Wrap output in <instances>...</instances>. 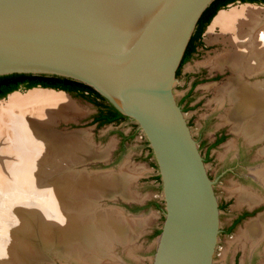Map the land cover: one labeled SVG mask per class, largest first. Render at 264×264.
Returning <instances> with one entry per match:
<instances>
[{
    "label": "water",
    "instance_id": "1",
    "mask_svg": "<svg viewBox=\"0 0 264 264\" xmlns=\"http://www.w3.org/2000/svg\"><path fill=\"white\" fill-rule=\"evenodd\" d=\"M212 2L0 0V75L50 74L86 83L146 137L164 199L151 264H216L222 232L217 179L175 95L177 70ZM36 88L71 94L27 90Z\"/></svg>",
    "mask_w": 264,
    "mask_h": 264
},
{
    "label": "bare ground",
    "instance_id": "2",
    "mask_svg": "<svg viewBox=\"0 0 264 264\" xmlns=\"http://www.w3.org/2000/svg\"><path fill=\"white\" fill-rule=\"evenodd\" d=\"M261 11V8L249 4L231 10L223 9L208 31L212 34L219 28L231 35L229 40L233 48L229 53L219 56L216 65H228L234 77L221 88L218 98L222 104L229 102L225 119L249 143L264 142V80L253 82L244 78L264 71V18ZM41 91H32L25 96L14 94L7 102L0 103V261L1 255H4L3 248L11 241L13 228L19 225L21 228L16 242L20 247L14 254L18 264L41 263L43 252L49 249L65 260L70 256L66 252L78 256L82 253L85 258L81 260L100 264L104 259L100 255L98 243L103 241L102 251L105 254L112 252L115 239L105 234L113 231L114 237L117 238L116 233L121 235L120 238L125 237L127 226L115 216L108 221L99 215L100 219L95 225L91 217L86 222L85 216L91 207L90 199L98 196L102 187L115 186L117 177H108L110 172L103 174L99 171H79L76 172L78 176L71 174L72 165L88 161L83 156L94 159L92 150L84 142V132L64 134L45 130L50 120L51 124L54 122L53 108L58 110L70 106V103L63 92ZM27 109L34 114L32 118L25 117ZM50 150L51 153H48ZM259 152L264 154V147ZM57 156L65 158L58 162ZM74 156L83 159L75 161ZM49 160L51 176H54L51 177V190H40L39 187L45 184L44 181L47 183L48 178H42V175L37 177L36 173L41 168V161ZM253 171L264 185V164ZM243 190L241 188L238 197L240 202L257 201ZM23 210L28 211L23 220L25 222L20 223L17 214ZM105 226L108 231L105 228L99 231ZM246 226L242 232L244 237L259 241L264 239V214ZM87 249L93 253H86ZM20 252L25 253V256Z\"/></svg>",
    "mask_w": 264,
    "mask_h": 264
},
{
    "label": "rangeland",
    "instance_id": "3",
    "mask_svg": "<svg viewBox=\"0 0 264 264\" xmlns=\"http://www.w3.org/2000/svg\"><path fill=\"white\" fill-rule=\"evenodd\" d=\"M247 4L261 8V14L264 18V4L237 2L229 5L225 10H231ZM210 25L211 23L203 35L204 44L199 47L192 59L182 67L175 85V95L179 101L196 78L199 83L192 93L194 106L187 110L183 109L195 138L212 141L218 132H227L224 142L213 148L211 160L206 162L208 172L212 174L213 178L217 179L215 190L219 202L224 201V205H226L225 201L228 202V206L225 209H221V228L226 227L240 211L247 208L252 209V207L257 208L255 209L256 212L237 225L232 233L221 232L215 263L264 264V239L259 241L253 239V237L246 238L242 235L248 223L259 219V216L264 214V187L254 180L245 179L241 181L236 178L238 174H253L252 171L256 167L264 164V154L259 152L260 148L264 147V142L249 143L243 134L235 132L232 129L233 124L225 119L227 108L230 104L228 101L222 104L218 97L221 88L234 77V72L225 64L223 67H218L216 62L219 56L229 53L233 47L229 40L231 36L229 33H223L221 29L216 28L212 34H209ZM244 78L253 82L264 80V71L253 76L246 75ZM41 90L43 89H19L17 92L10 94V96L14 94L25 96L32 91L42 92ZM65 95L69 98L70 106L61 107L58 110L53 108L52 117L54 122L51 124L50 120L45 130L64 134L74 130L79 131L78 133L84 132V142L92 150V154L90 151L88 153L94 157V159L89 160L88 155L83 156L87 157L89 161L72 165L71 174L78 176L76 172L79 173V171L89 173V171L104 170L105 172H110V174H107L108 177H117L115 186L105 187L103 185L104 187L100 189L101 194L99 193L98 196L90 199L92 201L91 207L85 216L86 222L91 217V222L94 225L101 215L103 216L102 218L108 221L112 216H115V218L126 224L124 225L125 227L127 226V235L125 237L122 236L120 238L121 235L119 236V233H116V238L113 236L115 234L113 231L104 233L108 237L111 236L115 239L113 240L115 241V246L112 248V252L105 254L102 251L103 241L98 243L101 247L100 255L104 259V262L100 264H151L156 251L158 238L156 233L161 229L164 221V199L161 181H157L154 178L159 175V172L156 160L148 148L150 146L146 137L130 120L120 124L113 123L98 127L93 122V117L98 111L95 104L72 94ZM10 96L0 98V103L7 102ZM49 109L51 110L52 106ZM25 111V117H33L34 114L32 115L31 111L28 109ZM133 132H135L134 136L131 139L129 138L122 147L123 138L121 133L129 136ZM199 139H197L198 142ZM48 153H51V150ZM74 157L75 161L83 159V157ZM56 158L59 162L60 159L65 157L57 156ZM50 160L41 161L39 164L41 168L37 170V177L42 175V178L43 176L46 179L48 178L47 183L44 181L47 185L40 186L38 184L40 190H51V177L54 176H51ZM233 163L237 164V174L225 172L222 175L220 174L225 169V166ZM86 166L88 169H86ZM128 173H132V175H128ZM80 174H83V172H80ZM57 177L60 178L59 176ZM124 186L128 187L126 189L127 193H125ZM241 188L252 198L255 197L254 199H257V201L255 200V203L251 201L240 202L238 197H240ZM113 194L115 196H111ZM154 202L160 204L162 209L156 208L153 205ZM27 211L18 212V222H25L23 220L26 218ZM20 228L19 225L13 228L11 241L3 248L4 255H1V264H18L14 254L20 247L16 242L19 239L17 234ZM104 228L108 231L106 226L99 228V231ZM89 251L87 249L86 253ZM66 253L70 254V256L65 260V258L60 257L54 251L45 250L43 252L44 258H41L42 262L36 264H89L81 260L85 258L82 253L80 255L83 258L78 256L79 254ZM90 253L93 252L90 251ZM20 254L25 256V253L20 252Z\"/></svg>",
    "mask_w": 264,
    "mask_h": 264
},
{
    "label": "trees",
    "instance_id": "4",
    "mask_svg": "<svg viewBox=\"0 0 264 264\" xmlns=\"http://www.w3.org/2000/svg\"><path fill=\"white\" fill-rule=\"evenodd\" d=\"M241 3H258L263 4L264 0H213V2L202 13L195 31L188 43L185 54L181 61V64L177 70V76L181 73L182 67L185 63L190 61L192 57L197 53L198 48L204 44L203 35L206 28L212 22L214 16L221 10L227 8L230 4ZM45 87L54 88L57 90H65L74 96L88 100L97 106L98 111L93 117V122L97 123L98 127H102L109 124H120L129 118L121 113L115 106H113L103 95H101L92 86L83 83L81 81L50 74H33V73H11L0 75V98H5L9 93L19 89H30L33 87ZM137 127V124L134 123ZM135 132L127 136L122 135V144H124L129 138L134 136ZM223 139H221L222 141ZM150 153L152 150L150 147ZM157 181H161L160 175L154 177ZM156 208L162 209V206L157 202H154ZM236 221V223H238ZM161 233V229L157 231L156 235Z\"/></svg>",
    "mask_w": 264,
    "mask_h": 264
},
{
    "label": "flooded vegetation",
    "instance_id": "5",
    "mask_svg": "<svg viewBox=\"0 0 264 264\" xmlns=\"http://www.w3.org/2000/svg\"><path fill=\"white\" fill-rule=\"evenodd\" d=\"M198 83H199L198 80L195 78L192 81L191 86L187 90V92L185 94H183L181 96V98L179 99L178 102L181 104V106L184 110H187L188 108H191V106H194L193 99H192V93H193L195 87L198 85ZM95 124H97V123H95ZM226 134H227V132H225V131L218 132L212 141H209V140L205 141L204 139H199L197 137V139H199L200 149L202 151L203 156L205 157L206 162L211 160V152H212L213 148L219 146L220 144H222L224 142V140L226 139ZM221 139H223V140L221 141ZM255 143H262V142H255ZM123 146H124V144H122V147ZM236 168H237V164L233 163L231 165L225 166V169L220 174L222 175L224 172L225 173H236ZM252 172H253V174H251V173L238 174V175H236V178L240 179L241 181H244L245 179L254 180V181L258 182L260 185H262L261 184L262 182L256 177V175L254 174V171H252ZM209 174H210L211 178H213L212 174L210 172H209ZM213 179H215V178H213ZM262 186L264 187V185H262ZM215 187H216V184H215ZM225 203H226V205H224V201L220 202V208L221 209H225L228 206V202L225 201ZM255 209H257V208L256 207H252V209L247 208V209H244V210L240 211L239 213H237V215L233 218V220L226 227H223L222 232L232 233L233 230L237 227V225L242 223L246 218L250 217L251 215H253V213L256 212ZM238 220H239V222L236 223V221H238Z\"/></svg>",
    "mask_w": 264,
    "mask_h": 264
}]
</instances>
